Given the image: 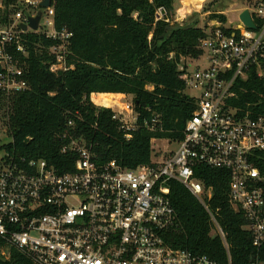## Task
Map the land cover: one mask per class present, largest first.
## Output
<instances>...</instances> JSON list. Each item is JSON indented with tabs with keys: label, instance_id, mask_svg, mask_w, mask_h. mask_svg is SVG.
I'll return each mask as SVG.
<instances>
[{
	"label": "built area",
	"instance_id": "2783aa9c",
	"mask_svg": "<svg viewBox=\"0 0 264 264\" xmlns=\"http://www.w3.org/2000/svg\"><path fill=\"white\" fill-rule=\"evenodd\" d=\"M42 2L18 0L8 23L0 26V91L6 96L29 88L13 58V50L25 54L24 34L59 40L49 50L56 59L50 71L66 70L70 34L54 29L53 10L42 9ZM241 3L238 25L227 19L211 21L202 29V56L178 65L185 95L196 108L181 141L161 140L176 147L168 155L164 148L156 161L152 150L149 165L124 169L114 161L98 163L81 138L73 139L60 151L76 155L73 171L63 174L43 160L5 156L0 162V240L5 244L0 256L7 259L14 250L33 264H218L168 241L177 227L169 199L171 182L199 201L223 236L207 205L212 190L197 178L198 167L229 173V204L246 219L253 247L264 246V177L251 162L254 152L264 151V117L241 115L228 105L236 81L245 79L251 69L264 78V0ZM244 11L253 29L241 22ZM39 12L37 31H22L21 25L28 26ZM180 17L178 12L174 22ZM165 18L166 12L157 9L155 21L168 23ZM120 105L118 111L111 107L113 120L125 132L134 131L138 115L132 101ZM152 122L157 127L151 126V132L162 131L159 116Z\"/></svg>",
	"mask_w": 264,
	"mask_h": 264
},
{
	"label": "trees",
	"instance_id": "16d2710c",
	"mask_svg": "<svg viewBox=\"0 0 264 264\" xmlns=\"http://www.w3.org/2000/svg\"><path fill=\"white\" fill-rule=\"evenodd\" d=\"M0 2L2 26L17 9L18 0ZM174 2L51 0L54 29L70 34L66 70L50 71L56 59L49 50L59 40L38 33L21 36L25 54L13 50V58L29 88L10 96L0 91V116L7 118L11 137L2 147L6 155L43 160L58 174L72 172L76 155L60 151L81 138L98 163L114 161L132 170L151 163L153 139L181 141L196 107L185 95L178 65L181 60L202 56L199 41L204 32L196 23L174 22ZM159 8L166 12L168 23L155 21ZM216 19L226 22L223 15H210L211 21ZM233 93L228 101L231 108L241 115L264 117V78L254 69L236 81ZM116 95L132 98L138 115L134 131L122 130L106 109L122 97ZM156 116L161 118L162 131L151 132V126L157 127L152 122ZM70 121L72 126H68ZM251 162L264 177V151L254 152ZM196 175L212 190L207 205L223 236L199 201L181 184L171 182L169 199L177 227L169 234V243L218 264H264V246L260 250L253 247L246 219L229 204V173L198 167ZM4 248L0 240V250ZM8 254L7 259L0 256V264H33L14 250Z\"/></svg>",
	"mask_w": 264,
	"mask_h": 264
},
{
	"label": "rangeland",
	"instance_id": "374dc122",
	"mask_svg": "<svg viewBox=\"0 0 264 264\" xmlns=\"http://www.w3.org/2000/svg\"><path fill=\"white\" fill-rule=\"evenodd\" d=\"M241 2H243V0H175L173 16L176 17V14L179 12V15L181 16L178 20L179 24H181V22L196 23L200 29L207 27L211 23L210 15L213 13L223 15L228 22L233 25H238V10L239 8L244 7ZM113 101L114 105L111 107L113 110L118 111V107L121 106L120 104L130 103L132 98L130 96H125V98H116ZM95 106L101 107L98 105ZM111 107L106 109L111 110ZM6 122L7 118L0 116V162L6 156L2 147L11 142L10 130ZM151 148L154 151V155H157V158L155 159L158 161L163 155V152H160L162 149H166V156L169 152L175 150L176 147L174 144H167V142L155 140L154 142H151Z\"/></svg>",
	"mask_w": 264,
	"mask_h": 264
},
{
	"label": "water",
	"instance_id": "95a60500",
	"mask_svg": "<svg viewBox=\"0 0 264 264\" xmlns=\"http://www.w3.org/2000/svg\"><path fill=\"white\" fill-rule=\"evenodd\" d=\"M40 7L42 9L50 8L51 0H43V2L40 4ZM40 17H41V12H39L36 17L30 18L28 20V26L21 25L22 31H26L27 29H30L33 32L37 31ZM240 20L244 24L245 27H247L248 29H253V23L251 22L249 13L247 11H244L243 13H241Z\"/></svg>",
	"mask_w": 264,
	"mask_h": 264
},
{
	"label": "crops",
	"instance_id": "0c3cea01",
	"mask_svg": "<svg viewBox=\"0 0 264 264\" xmlns=\"http://www.w3.org/2000/svg\"><path fill=\"white\" fill-rule=\"evenodd\" d=\"M93 95H99V94H93ZM116 96H123V95H116Z\"/></svg>",
	"mask_w": 264,
	"mask_h": 264
},
{
	"label": "bare ground",
	"instance_id": "6f19581e",
	"mask_svg": "<svg viewBox=\"0 0 264 264\" xmlns=\"http://www.w3.org/2000/svg\"><path fill=\"white\" fill-rule=\"evenodd\" d=\"M121 98V97H120Z\"/></svg>",
	"mask_w": 264,
	"mask_h": 264
}]
</instances>
